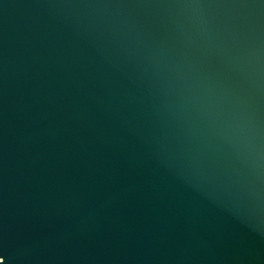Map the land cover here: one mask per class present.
Wrapping results in <instances>:
<instances>
[{"label": "water", "instance_id": "obj_1", "mask_svg": "<svg viewBox=\"0 0 264 264\" xmlns=\"http://www.w3.org/2000/svg\"><path fill=\"white\" fill-rule=\"evenodd\" d=\"M0 264H264V0H0Z\"/></svg>", "mask_w": 264, "mask_h": 264}]
</instances>
